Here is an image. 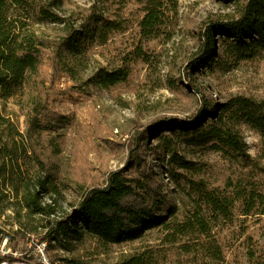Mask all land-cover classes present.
Instances as JSON below:
<instances>
[{
    "label": "trees",
    "instance_id": "1",
    "mask_svg": "<svg viewBox=\"0 0 264 264\" xmlns=\"http://www.w3.org/2000/svg\"><path fill=\"white\" fill-rule=\"evenodd\" d=\"M66 1L0 0V97L18 96L27 123L24 136L15 132L18 140L13 136L12 123L0 110V170L6 172L0 180V214L6 205H11L14 220L22 227L26 226L23 221L26 216L44 217V230L39 239L46 242V251L53 254V264L61 260L67 264L82 263L57 255L58 250L73 253L90 242L104 252L158 228L168 229L164 241L176 246L173 262H167L168 251L173 249L161 247L120 255L119 259L105 264H228L222 243L212 233L214 222L229 219L236 203L244 217L264 215V189H260L256 181L242 176L227 180L221 189H210L203 182L194 180L191 174L182 172L181 177L198 196L197 209L182 221L171 224L167 219L176 212V207L157 174L147 165L145 150L150 139L155 138L158 141L155 149L161 145L163 150L174 154L185 172L195 170L194 163L175 152L172 137L164 134L169 131L171 135L188 137V141L206 138L212 141L210 147L220 153L248 157L247 143L237 129L243 124L258 134L257 155L264 158V98L238 95L219 102L211 100L202 86L188 79V89L198 100L193 117L161 116L134 132L126 145L124 165L107 172L102 185H84L74 178H67L58 172V162L48 156L62 154V138L48 133V144L43 145L41 141L50 128L69 125L72 119L44 104L45 80L40 70L42 43L27 27V20L33 17V22H66L69 26V21L55 12L60 11ZM228 1L237 5L234 16L209 17L196 31L199 48L188 63L187 77L199 72L200 68L213 66L218 59L221 62L223 59L238 61L264 50V0ZM176 5L177 0H147L140 21L144 33L152 34L163 23L165 11L175 10ZM119 26L116 20L91 16L85 29L67 32L61 40L62 48L79 54L80 48H86L90 43L103 44L109 33L118 31ZM130 71L128 65L110 70L100 68L96 82L105 88L124 84ZM203 123L208 128L205 133H200ZM25 140L39 172L29 176L21 170L14 177L13 169L19 168L17 146ZM46 153L48 155L44 157ZM69 189L78 197L77 202L66 213L60 212L59 201ZM45 197L48 202L44 201ZM204 209L207 212L204 213ZM4 234L0 228V238ZM181 238L187 239L182 241ZM1 258L0 255V262Z\"/></svg>",
    "mask_w": 264,
    "mask_h": 264
},
{
    "label": "rangeland",
    "instance_id": "2",
    "mask_svg": "<svg viewBox=\"0 0 264 264\" xmlns=\"http://www.w3.org/2000/svg\"><path fill=\"white\" fill-rule=\"evenodd\" d=\"M146 6L147 0H67L60 11H53L66 18L69 26L66 22H33L35 17L27 20V27L42 43L44 104L72 119L69 125L53 127L44 133L43 145L49 142L48 133L63 141L61 155L53 157L46 153L44 157L48 155L58 162L60 174L84 185H102L107 172L122 167L130 137L150 122L161 116L193 117L198 100L188 89V79L202 86L211 100L221 102L238 95L264 98V50L238 61L218 59L213 66L186 75L188 63L199 48L198 28L209 17L234 16L236 4L228 0H177L176 9H167L163 23L149 35L140 25ZM91 16L116 20L120 24L118 31L110 32L103 44L81 47L79 54L64 50L63 37L70 29H85ZM121 65L131 69L127 83L105 88L96 82L100 68L110 70ZM0 110L9 118L13 136L19 140L15 132L24 136L27 126L19 97H0ZM206 128L208 125L203 123L199 132L205 133ZM237 129L247 143L248 157L220 153L210 147L212 141L203 137L188 141L186 136L165 131L164 134L172 137L175 152L194 163L196 169L187 172L174 154L163 150L161 145L155 149L158 141L150 139L145 150L147 165L157 174L176 207L167 222L176 224L197 209L198 196L181 177L182 172L191 174L210 189H221L227 180L239 176L256 181L264 189V158L257 155L260 138L246 125L241 124ZM17 150L19 168L13 169L12 175L15 177V173L23 170L29 176H36L39 167L32 159L27 140L18 143ZM4 174L0 170V180ZM77 198L69 189L59 201V211L71 210ZM44 201L48 202V197ZM14 217L13 207L6 205L0 214V228L9 235L11 247L21 250L31 240L41 241L44 217H24L25 227ZM167 230L147 231L137 240L114 245L104 252L89 242L73 253L58 250L57 255L79 260L80 264H105L119 259L120 255L162 247L173 249L167 254L170 263L175 259L176 246L164 241ZM212 233L222 243L228 264H264V215L244 217L236 203L229 219L214 222ZM52 255L45 252L48 264H53ZM55 264L67 263L61 260Z\"/></svg>",
    "mask_w": 264,
    "mask_h": 264
},
{
    "label": "built area",
    "instance_id": "3",
    "mask_svg": "<svg viewBox=\"0 0 264 264\" xmlns=\"http://www.w3.org/2000/svg\"><path fill=\"white\" fill-rule=\"evenodd\" d=\"M45 252V241L31 240L23 249L17 250L11 247L8 234L0 238V264H48Z\"/></svg>",
    "mask_w": 264,
    "mask_h": 264
}]
</instances>
